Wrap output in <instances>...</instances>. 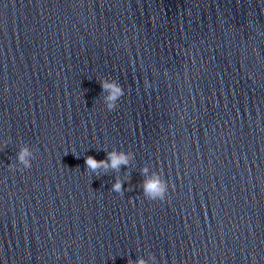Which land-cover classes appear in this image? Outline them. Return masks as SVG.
<instances>
[{
  "label": "clouds",
  "instance_id": "clouds-1",
  "mask_svg": "<svg viewBox=\"0 0 264 264\" xmlns=\"http://www.w3.org/2000/svg\"><path fill=\"white\" fill-rule=\"evenodd\" d=\"M128 43L127 39L123 41V44L126 46ZM189 56H192V52L187 53ZM195 61L193 60V65ZM144 88L148 90L152 88L150 81H144ZM101 89L106 95L103 97V102L108 111H113L117 108V102L124 96V88L117 82V80H109L105 78L100 81ZM7 141H5V145ZM134 158V153L131 151H123L112 149L111 151L106 152V158L102 160H97L93 156H87L85 158L86 169L92 174H106L109 169L115 172H119L121 167H126L129 165L130 160ZM35 159V153L31 150L28 145L22 146L16 154L15 165L9 164L10 168H15L19 171H24L32 166V161ZM16 165H22L23 167H17ZM103 170V171H101ZM140 174L143 177V180L140 184L142 188L143 196L148 201H160L163 202L167 199L169 195L170 182L167 181L164 177L160 175L158 171L151 172L147 166L142 167ZM130 182L129 177L121 179L116 178L114 184L112 185L111 191L123 195L125 188L124 184ZM128 190H131L129 188ZM129 264H148L144 258H137L135 262L129 261Z\"/></svg>",
  "mask_w": 264,
  "mask_h": 264
}]
</instances>
